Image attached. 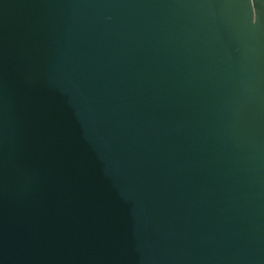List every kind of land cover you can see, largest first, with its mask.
Listing matches in <instances>:
<instances>
[{
	"label": "water",
	"instance_id": "obj_1",
	"mask_svg": "<svg viewBox=\"0 0 264 264\" xmlns=\"http://www.w3.org/2000/svg\"><path fill=\"white\" fill-rule=\"evenodd\" d=\"M0 264H264V0H0Z\"/></svg>",
	"mask_w": 264,
	"mask_h": 264
}]
</instances>
